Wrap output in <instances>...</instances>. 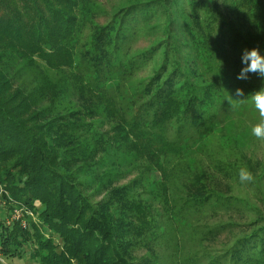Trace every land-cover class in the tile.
Masks as SVG:
<instances>
[{
  "label": "trees",
  "instance_id": "16d2710c",
  "mask_svg": "<svg viewBox=\"0 0 264 264\" xmlns=\"http://www.w3.org/2000/svg\"><path fill=\"white\" fill-rule=\"evenodd\" d=\"M186 1L192 12L178 22L196 62L214 82L200 94L184 80L180 56L168 74L155 76L138 92L147 101L119 93V84L107 90L117 74L109 71L115 42L125 37L127 26L149 23L171 8L175 13ZM85 4L0 0V185L11 195L9 210L38 212L41 224L28 221L22 228L0 219V256L6 259H22L30 249L32 264H135L131 248L158 228L147 198L169 204L175 175L190 176L189 151L222 128L221 108L233 110L227 92L233 96L241 88L244 99L264 87V78L255 74L237 79L244 49L264 54V0H133L94 36L95 56L79 52V34L94 12ZM171 27L165 29L170 42ZM216 104L218 112L212 109ZM238 107L255 109L251 100ZM107 123L112 125L105 129ZM126 156L141 160V166L129 168ZM137 167L159 174L158 191L145 187L139 175L117 184ZM203 197L194 190L182 210L210 200ZM42 227L53 236L46 237ZM226 258L228 264H264V234L243 239Z\"/></svg>",
  "mask_w": 264,
  "mask_h": 264
},
{
  "label": "rangeland",
  "instance_id": "374dc122",
  "mask_svg": "<svg viewBox=\"0 0 264 264\" xmlns=\"http://www.w3.org/2000/svg\"><path fill=\"white\" fill-rule=\"evenodd\" d=\"M131 1L133 0H85L86 7H91L94 12L89 14L79 34L81 47L79 52L86 51L95 56L90 42H93L94 36L106 26L111 16L122 5ZM160 10L158 9L159 12ZM191 12L189 1H186L182 7L176 8L175 13L171 8L169 14L165 11L156 13L153 21L149 23L144 21L130 23L125 37L115 42L117 44L113 53L115 61L111 62L113 66L109 71L111 69V73L117 74L113 75V81L107 90H112L119 84L115 87L119 93L129 95L138 103L147 101L148 95L138 92L155 76L168 74L182 56V68L186 76L183 77L184 80L190 79L191 83L199 88L200 91H197L202 94L201 89L212 84L214 79L210 80L196 62L192 42L178 22L179 19L187 20ZM171 19H177V22L174 21L175 25L171 24L172 27L169 22ZM118 25L119 19L113 28H118ZM133 26L135 29H131ZM168 26L172 30V42L166 38L165 29ZM115 32L112 31L111 35L113 36ZM153 49L154 51L149 54L148 52ZM146 53L148 56L136 60ZM129 62L134 64L129 65ZM52 74L57 78L62 77L63 73ZM233 97L237 98L235 95ZM218 107L216 104L212 109L218 112ZM219 114L223 116V119H220L222 128H218L211 138L200 145L196 144L189 151L190 176L186 172L175 175L169 185V204L165 205L157 198H147L153 206L152 215L158 228L156 226L154 230L147 231V239L131 248L132 263L228 264L226 256L239 242L251 236L264 234V144L256 141L250 130V124L256 122L258 113L254 108L247 111L244 107H237L230 111L221 108ZM108 124L112 125L107 123L105 129L109 127ZM28 126H32L31 123H28ZM105 129L103 127V130ZM125 158L127 159L125 162L130 163L129 168L141 166V160L138 161L131 156ZM245 166L256 177L255 183L240 182L239 169ZM139 167L117 184L127 183L139 175L146 179L145 187L155 190L154 183L160 180L159 174L143 172ZM194 190H200L201 196L203 194L204 197L209 196L210 200L196 208L182 210V205L191 199ZM102 196L95 197L94 202L101 200ZM10 201L11 195L0 185V219L5 220L8 226L19 222L22 228H26L29 221L40 227L41 224L36 217L38 212L37 215H33L24 207L9 210L11 205L7 203ZM40 231L46 237L53 236L44 227ZM54 240L57 242L56 238ZM122 242L127 243L128 240L123 238ZM31 246L34 249L35 243ZM30 252V249H26L22 259H6L0 256V264H32L28 257Z\"/></svg>",
  "mask_w": 264,
  "mask_h": 264
},
{
  "label": "clouds",
  "instance_id": "9594fccd",
  "mask_svg": "<svg viewBox=\"0 0 264 264\" xmlns=\"http://www.w3.org/2000/svg\"><path fill=\"white\" fill-rule=\"evenodd\" d=\"M241 63L243 67L238 73L237 79L247 80L250 74L264 78V54H261L258 48L244 49L241 53ZM235 97L237 98L227 92L225 99L233 109L249 100L254 104L258 118L255 123L250 124L251 135L256 141L264 144V87L254 91L244 99H239V97H244L243 89L237 88ZM239 178L241 183H255L256 181V177L246 166L239 169Z\"/></svg>",
  "mask_w": 264,
  "mask_h": 264
}]
</instances>
